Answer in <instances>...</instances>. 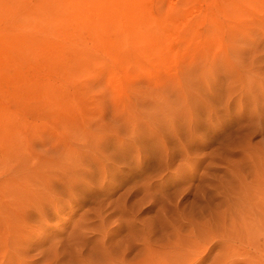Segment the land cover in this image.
Returning <instances> with one entry per match:
<instances>
[{
    "label": "rangeland",
    "instance_id": "obj_1",
    "mask_svg": "<svg viewBox=\"0 0 264 264\" xmlns=\"http://www.w3.org/2000/svg\"><path fill=\"white\" fill-rule=\"evenodd\" d=\"M0 264H264V0H0Z\"/></svg>",
    "mask_w": 264,
    "mask_h": 264
},
{
    "label": "bare ground",
    "instance_id": "obj_2",
    "mask_svg": "<svg viewBox=\"0 0 264 264\" xmlns=\"http://www.w3.org/2000/svg\"><path fill=\"white\" fill-rule=\"evenodd\" d=\"M141 10H142V9H141ZM143 13H144V12H143ZM184 13H185V14L187 13V17H188V14H193V11H192L191 9H185V10H184ZM156 14H157V13H156ZM185 14H183V12H182V15H183V16H185ZM204 14H205V13H204ZM204 14H203V15H204ZM180 15H181V13H180ZM203 15H202V16H203ZM177 16L179 17V15H177ZM177 16H176V17H177ZM198 16H199V14H198ZM180 18H182V20H184L183 17L180 16L179 19H180ZM185 18H186V17H185ZM169 19H171V20H170V23L167 24V25H164V26H163V29H162V31H161V33H160L161 36L163 37V43H164V46H165V44H168V43H169V40L172 39L171 37H172V35L174 34V32H176V30H178V26H177L178 24H177V25L175 24V22L177 21V18L173 17V18H169ZM179 19H178V21L181 20V19H180V20H179ZM161 22H162V20H161ZM180 22H181V21H180ZM145 24H146V23H145ZM175 25H176V26H175ZM179 26H180V25H179ZM138 34H139V33H138ZM142 37H143V36H142ZM173 37H175V36H173ZM134 38H135V37H134ZM143 38H144V37H143ZM144 39H145V38H144ZM156 39H157V38H156ZM173 39H174V38H173ZM173 39H172V40H173ZM135 40H136V39H135ZM157 40H158V39H157ZM142 41H143V40H142ZM173 41H174V40H173ZM173 41H171V42H173ZM140 44H141V43H140ZM142 44H143V43H142ZM142 44H141V45H142ZM144 44H145V43H144ZM145 45H146V44H145ZM161 45L163 46V44H161ZM146 46H147V45H146ZM141 48H142V47H141ZM142 52H143V51H142ZM145 53H146V52H145ZM127 58H128L127 60L130 61V60H129V57H127ZM146 58H147V57H146ZM149 59H150V58H149ZM138 61H139V60H138ZM147 61H148V60H147ZM136 62H137V61H136ZM125 63H127V62L124 61V64H125ZM151 63H152V62H151ZM142 64H143V63H142ZM142 64H141V65H142ZM125 66H127V64H126ZM128 67H129V62H128ZM125 72H126V71H125ZM111 75H112V74H111ZM108 76H109V75H108ZM105 77H106V76H105ZM110 78H111V77H110Z\"/></svg>",
    "mask_w": 264,
    "mask_h": 264
}]
</instances>
